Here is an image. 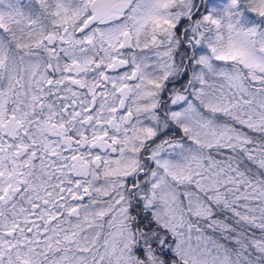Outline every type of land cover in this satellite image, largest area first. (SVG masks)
Masks as SVG:
<instances>
[{
	"label": "snow or ice",
	"instance_id": "snow-or-ice-1",
	"mask_svg": "<svg viewBox=\"0 0 264 264\" xmlns=\"http://www.w3.org/2000/svg\"><path fill=\"white\" fill-rule=\"evenodd\" d=\"M0 264H264V0H0Z\"/></svg>",
	"mask_w": 264,
	"mask_h": 264
}]
</instances>
